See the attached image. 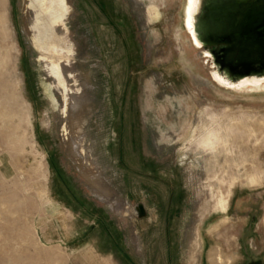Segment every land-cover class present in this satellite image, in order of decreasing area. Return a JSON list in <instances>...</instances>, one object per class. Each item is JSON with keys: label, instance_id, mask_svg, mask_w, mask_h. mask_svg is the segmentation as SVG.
Returning <instances> with one entry per match:
<instances>
[{"label": "rangeland", "instance_id": "rangeland-1", "mask_svg": "<svg viewBox=\"0 0 264 264\" xmlns=\"http://www.w3.org/2000/svg\"><path fill=\"white\" fill-rule=\"evenodd\" d=\"M59 2L0 0V264L264 259V93L194 77L184 0Z\"/></svg>", "mask_w": 264, "mask_h": 264}, {"label": "water", "instance_id": "water-1", "mask_svg": "<svg viewBox=\"0 0 264 264\" xmlns=\"http://www.w3.org/2000/svg\"><path fill=\"white\" fill-rule=\"evenodd\" d=\"M218 1L206 3L205 17L199 21L201 47L221 55L235 78L263 76L264 0H232L224 5ZM134 208L139 218L146 216L142 202Z\"/></svg>", "mask_w": 264, "mask_h": 264}, {"label": "bare ground", "instance_id": "bare-ground-1", "mask_svg": "<svg viewBox=\"0 0 264 264\" xmlns=\"http://www.w3.org/2000/svg\"><path fill=\"white\" fill-rule=\"evenodd\" d=\"M228 1L230 2L232 0H228ZM203 2L204 0H184V8H183V12H184L183 24L188 33L189 42H191L190 44L193 47H195V49H198V50H201L203 48L201 47L203 44V39L200 36V31L198 30V24H199L200 19L205 17V13H206L207 6H208V5L205 6V8H203L202 10L201 8H202ZM67 6H68L67 0H60L59 9L56 11L55 14L53 13L50 14L51 21L53 24H56L57 26L62 25V19L66 12ZM1 17L0 19L3 20V18ZM200 53L202 54V57H205V60L203 61V63L205 64V68L208 70L209 75H210V78L208 79V78H205L197 74V76L203 79L204 84H206L205 82L207 81L213 86H215V88L220 87L222 89L232 90V91H235L241 94L264 93V75L263 76L251 75V76H245L243 78H237V77L235 78L234 75L230 74L234 72V69L230 66L224 65L223 58L221 57V55L217 53L215 54V52L205 51V50H201ZM206 62H209V64H206ZM90 113H91V110L89 107L86 108L78 103H74L72 106H66V105L61 104L60 116L64 123L63 125L64 133L65 132L70 133L73 138L75 137L78 138L79 132L81 131L86 115ZM67 140H68V144L70 146L71 151L75 153V150H74L75 148L73 146L74 143L72 144V142L69 141L68 136H67ZM86 178L89 183L88 185H90V187L96 193H98L97 190H99L102 187L100 181L94 178L92 179H89L88 177ZM98 195L100 196L102 200L105 198V196L102 193L101 194L98 193ZM105 200L107 201V199ZM219 205H220V211H224L225 203L220 200ZM109 206H111V204ZM133 211H134V214H136L134 207H133Z\"/></svg>", "mask_w": 264, "mask_h": 264}, {"label": "flooded vegetation", "instance_id": "flooded-vegetation-1", "mask_svg": "<svg viewBox=\"0 0 264 264\" xmlns=\"http://www.w3.org/2000/svg\"><path fill=\"white\" fill-rule=\"evenodd\" d=\"M210 0H204V2H203V4H202V10H203V8H205V5H206V3H208ZM219 3H221V4H226L227 2H229L228 0H221V1H218ZM211 3H216V2H213V1H211ZM198 50V49H197ZM201 50H205V51H208L207 49H205V48H202ZM201 50H199V51H201ZM202 59H203V61L205 60V57H202ZM206 64H209V62H206ZM200 75V74H199ZM200 76H203V75H200ZM195 78H198V80H200L201 82H204L203 81V79L202 78H200L199 76H197V75H195L194 76ZM204 77V76H203ZM205 78H210V77H205ZM207 85H209L212 89H215L216 90V88H215V86H213L212 84H210L209 82H205ZM259 183V181L257 182V184ZM256 183H252V185H255ZM227 210H228V207H227ZM227 210H226V212H227ZM225 212V213H226ZM246 252V254H248V252L247 251H245ZM263 260L264 259H262V258H253V257H250V258H248V260L245 262V263H243V264H263Z\"/></svg>", "mask_w": 264, "mask_h": 264}]
</instances>
